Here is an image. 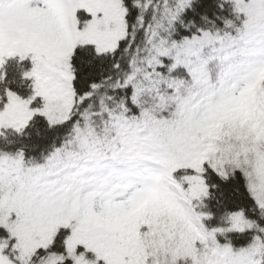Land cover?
<instances>
[{
  "label": "snow or ice",
  "instance_id": "obj_1",
  "mask_svg": "<svg viewBox=\"0 0 264 264\" xmlns=\"http://www.w3.org/2000/svg\"><path fill=\"white\" fill-rule=\"evenodd\" d=\"M0 264H264V0H0Z\"/></svg>",
  "mask_w": 264,
  "mask_h": 264
}]
</instances>
